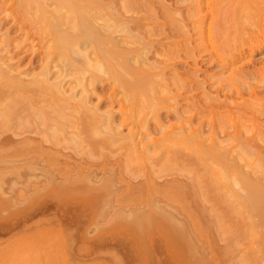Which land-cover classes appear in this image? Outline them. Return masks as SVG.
I'll list each match as a JSON object with an SVG mask.
<instances>
[{"label": "bare ground", "instance_id": "1", "mask_svg": "<svg viewBox=\"0 0 264 264\" xmlns=\"http://www.w3.org/2000/svg\"><path fill=\"white\" fill-rule=\"evenodd\" d=\"M202 1L203 0H195V2H197L196 4H197L198 11H193V12H196L195 15H198L199 18H201V19L199 20L198 18H195L198 20H195V19L192 20V18H191V20H190V17L187 16V13L189 12L188 8L191 5L186 6V4H185V6H180V4H178V0H0V163H2V165H5V164H8L9 162L11 164L16 162L15 159H17V158H12L13 155L16 154V150H20L17 157H20L21 161L23 159L24 162L28 159V164L26 162L25 166H27V165L29 166L32 163L31 165H32L34 171L36 169L35 166L36 167H37V165L41 166V164H39V162L45 163V161H49L51 159V157L53 158L52 154H55L54 157H56V155L57 156L63 155L62 158L65 157V160L67 159L66 158L67 155H68L67 156L68 159H69V157L75 159L76 154L80 153L78 150H77L78 153L75 154V151L73 149V153L75 154V156L73 157V154H71V155L69 153L66 154L67 148H65L66 152L65 151L63 152L64 148L60 149L61 145L58 147V144L60 142L56 143L57 140H60V141L65 140V139L68 140L69 135H71L72 139L75 138V143L77 141L76 139L79 137L78 138L79 141L82 140V142L83 141L86 142L85 146L91 145L93 148H96V151H97L98 146L101 148L102 147L103 148L104 147L109 148L110 145H112V146L114 145V147H117L118 143H119L120 144L118 146L119 150H120V148H125V152H127L126 153L127 157L125 156V158H127V160L129 159L128 162H130V161H131V163L136 162V164L138 163V165H139V163L141 165V162H142V164L143 163L147 164V161H146L147 159L149 161V158L150 157L152 158V155H153V157L154 156L157 157V155L158 154L160 155V153H161V155H160L161 159H160V157L157 158L158 168H159V164L162 165V166H160V168H161L164 166L167 167L171 163V165L175 164L174 166L178 167L177 171H179V169L181 172H182V170H185V171L187 170L186 172L189 173V169L186 167V164L188 166H191V165H192V167L194 166L195 170L197 169V167L199 165L202 164L201 167L204 165L203 170H205L207 172L206 173L203 172V175H204V173L205 174L209 173V181H210V176H211L212 186L214 188L213 189L214 192H216V191L218 192L219 190L221 191L220 192L221 200H222V198L225 197L224 200L226 202H227V200H228V202L230 201V204H232V206L230 205V208L232 209L234 205H233V202L231 203V199L237 196V199L238 198L240 199L241 205L245 206L246 209H249L248 210V211H250L249 214L250 213H252V214L256 213L257 215H260L261 219H259V220H262V217H263L262 221L264 224V196L262 195V194H264V193H262V186L263 185L259 186L258 185L259 182L258 183L253 182L252 181V179H254V178H252L253 176L251 177L252 179L251 178L248 179V177L250 175L248 172H247L248 174L246 173L247 169H244V167L240 164L242 161L244 162V160H245L246 165L249 167L250 161L253 162L252 156L253 157L257 156V155L254 156L253 151L258 152V155L260 154L261 157H262V154L264 156L263 144H262L263 147L261 148L260 145L256 144V142H255L256 140L254 141V137H252V135L251 136L248 135V133L250 132V128H251L249 124L251 122H253V125L255 126L254 123L259 120L260 116H257V114H256L257 117H255V114L253 115L251 113V109L250 110L248 109V105L249 104L251 105L252 101L254 102V100H252L250 97L248 99L247 96L245 98V95L243 93L244 91L243 92L241 91L242 89L239 87V84L237 83V80L240 81V79H239L240 77H238L237 76L238 74H236L235 77L237 76L238 79L237 78L234 79L235 77H233V76L235 73L233 75L231 74L233 69L230 72V74L232 75L233 78H231V76L228 75L227 77H225V79L223 78L224 80L222 79L223 82H221L222 81V80H220L221 78H219V76H217L218 81H220V83L216 86H215V84H212V82H210L211 78H209V76L212 74L210 65H212L213 62H216L219 64V66H222V68L227 66L226 64L229 63L228 60L224 59L222 57H225L227 55L228 51L226 52V49H225V55L224 54H222L223 56H221L220 54L218 55V52L216 53V51H218V50L214 46L215 43L213 44L214 41L212 40L213 41V42L211 41L212 43L209 42L211 44L210 46L212 47V48H210L211 50H209V52H210V57H208L209 59L207 57H206L207 59H205L204 55H202L204 49H206L205 51H208L207 46H205V48L203 49V46H204L203 42H202V44L196 43V41H195L196 39L194 37L195 34L193 33L194 29L196 27H199L200 28V30H199L200 34L203 35L202 32L204 30V25L207 24V22H206L207 20L205 21L206 17L205 16L200 17L201 16L200 14L202 12V10H201ZM247 1L239 2L237 5H235L236 7H234V5H232L230 3L232 6L229 7V10H231V12H233L232 9L235 11L239 10L241 12H244L245 10L249 11V9H250V11L254 12L255 9H256V11L259 9L258 12L259 11L261 12V8H262V11H264V6L261 7L264 3L262 1H264V0H262L261 1L262 3H260L262 5H260L257 2V0L256 1L254 0L253 3H252V1L251 2H247ZM188 2L191 3V1H188ZM227 2H229V1H227ZM224 3L222 5V0H220V2H218V5L220 6L219 11L225 12V10H226L228 12L229 10L226 9L228 7L227 3L226 4H224ZM233 4H234V2H233ZM211 5H213V4H211ZM256 5H258V7L260 6L261 8L260 7L258 8ZM194 6H195V4H194ZM217 8L218 7L216 6V9ZM252 9H254V10H252ZM190 10H192V9H190ZM216 11L212 12L213 18L217 17L216 15H217L218 11H217V13H216ZM215 13H216V15H215ZM218 14H220V13H218ZM229 14H231V13H229ZM229 14H226V15H229ZM195 15H194V17H196ZM202 15H203V13H202ZM224 15H225V13H224ZM226 15L224 17H222V15H221L222 18L221 17L219 18V16L217 17V18H219V24H217V25H219V27H218L219 29L221 28L220 30L222 31V34L224 35L225 42L228 43L227 38L232 33V27L233 28H238V27H234L235 24H233L232 22H231L232 24H230V23L227 24L229 21H228ZM236 15H237V13H236ZM177 16H180L181 18H179ZM255 16H256V13H255ZM230 18H229V20H230ZM211 20H212V18H211ZM251 20H252V18H251ZM230 21H232V20H230ZM250 21H248V22L252 23V21L251 22ZM173 23H175V25H173ZM245 25H246V22H244V28H245ZM175 27L180 28V32L182 31V33H183V36L181 35L182 38H180L181 40L180 41L178 40L179 43L176 44L177 46L174 45L175 48L173 47L172 44H171L172 46L171 45L169 46L170 41L165 40L167 42H165V41L163 42L161 39L150 38V36H152V35L157 37V35L160 34V36L163 35V37L170 40L176 36V32H175L176 30H174ZM252 27L253 26H251V28ZM209 31H210V29H209ZM241 31L243 33V30H241ZM180 32L178 33V36H179ZM245 32L246 31H244V33ZM218 33H219V31H218ZM212 34H213V32H212ZM222 34H221V36L223 37ZM233 34H234V32L232 33V35ZM262 34H264V33H262ZM214 35H213V37H214ZM238 35H241V32ZM244 35H246V34H244ZM247 35L249 36V34H247ZM154 36H152V37H154ZM199 37H201V36H199ZM238 38H241V37H238ZM183 39L186 42L185 44L187 47L185 49H187V50H186L185 54L183 52V57H182V54L180 53L181 48L179 49V46H180L179 44H181ZM226 39H227V41H226ZM234 39L236 40V37L233 38V40ZM244 39H246V38H244ZM253 39H254V37L251 39V41ZM218 40H219V38H218ZM241 40L239 41V43H241ZM248 40H249V37H248ZM207 41H209V40L207 39ZM229 41H230V38H229ZM236 41H238V40H236ZM262 41L260 43H262ZM166 43H168V48L167 47L165 48ZM205 43H206V41H205ZM220 43L222 44L221 41H220ZM220 43L218 42V45H220ZM244 43H245V41H244ZM249 43H251V42H249ZM252 43L253 44L249 45L251 50H253L252 48L255 47V42H252ZM158 44H160L161 46H164L165 51L163 50V47H161L162 51L164 52V55L160 54V53H163V52H161V49H159L160 50V52H159L158 49L156 48V46ZM241 44H240V47H241ZM15 45H16V48L14 47ZM218 45H217V47H218ZM236 45H238V44H236ZM227 46L228 45H226V47ZM220 47H221V45H220ZM222 47H223V45H222ZM231 47H232V45H231ZM185 49L182 48V50H185ZM223 49H224V47H223ZM230 49H229V52H230ZM222 50L220 48V51H222ZM232 50H233V47H232ZM205 51H204V54H205ZM3 52H4V55H3ZM246 52L247 51L243 46V48L241 47V49H238V52H237L238 57L234 54V52H233V56L234 57L236 56L235 59L237 58V60H238V59L243 58L245 56ZM1 53H2V55H1ZM18 53L20 54V56H18ZM158 55H163V56L167 57L170 60V62L167 63L169 60L166 59L168 61H165L166 63H164L162 61V59L158 58ZM176 55H178V56H176ZM17 56H18V58H17ZM178 58H179V62H183V64H184V66L182 68L176 67V64L179 63L177 60ZM14 59H16V63H18V64H19V62L21 64V61L28 59L29 65H30V66L29 65L28 66L32 69L29 70V68L25 67L26 70L24 72H22L23 69H20V70L18 69L19 71L16 72L15 67H17V64L14 62H11L10 64H8L9 63L8 61H10V60L13 61ZM226 60H227V62H226ZM232 60L235 61L233 58H232ZM232 60H231V63L233 62ZM6 61H7V63H5ZM36 61L38 63H40V65H41V69L39 67L40 70L36 69L38 72H35L36 67L33 66L34 65L33 63H35ZM207 62H209L210 64H207ZM223 63H225V64H223ZM25 65H27V64H25ZM19 67H20V65H19ZM14 68H15V70H14ZM238 68H240V67H238ZM33 70H35V71H33ZM235 70H236V68H235ZM240 70L242 71V69H240ZM30 71H31V76L28 77V73H30ZM32 71H33V75H32ZM169 72L171 73V76L168 75ZM251 72H252V70H251ZM53 74L57 75L55 77L56 79L54 78L53 81H50L49 77ZM239 74H240V72H239ZM173 76L176 78L174 79ZM99 80L101 81L102 87H99V84H98ZM176 80H177V82L175 85H177L178 88L175 89L173 86V83ZM224 81L226 82V84ZM243 81L241 80L240 82H243ZM67 82L68 83L70 82L69 86L71 87L70 88L71 92L67 91L68 93L66 92V89L64 88V85ZM215 83H216V80H215ZM242 85H244V84H242ZM103 86L106 88L108 87L109 88L108 91L103 92L102 90H100V88H102V89L104 88ZM231 88L234 91H232ZM257 88H258V86L256 87V93H257ZM77 89H80V91H81L80 96H78V94H76ZM177 89L179 92L177 91ZM262 90L263 89H261V94L262 93L264 94V92ZM235 91H237L238 93L235 94L234 93ZM245 91H246V89H245ZM164 92H166L167 95L172 94L169 97H167V96L164 97L165 101L168 103V104H166V108H167L166 113L164 116L163 115L160 116V114L159 115L155 114V115H157L156 117L154 116L156 119L155 123L153 122L154 124H151V123H149V121H150L149 118L147 119L145 117L151 110H153L151 112L156 111L159 113V111H157V107H159L161 100L158 103V101L160 99V98H158V96L161 97L160 96L161 93L163 94ZM190 92H192V94H191L192 96L187 95L188 93L190 94ZM248 92H249V89H248ZM121 93H123V96L120 97ZM253 93H255L254 90H253ZM258 93H259L258 94L259 96L256 94L257 98L261 97L260 92H258ZM250 95L253 96L252 91H251ZM190 96H191V98H190ZM248 96H249V94H248ZM125 97L128 99V102H129L128 104H126L124 101ZM182 97H184L185 99H186V97L190 98V102H188L187 100H186L187 102H184V103H187L189 105L187 108L186 107L184 108V105H182L183 103L182 104L178 103V100H180V98H181V100L183 99ZM172 98L177 99V100L174 99V101H176V102H174L176 106L174 104L172 105V103L169 102V101H172ZM189 98H188V100H189ZM256 102L252 103L253 107H254V105H256ZM103 104H107L106 105L107 107L106 108L104 107L105 109L103 108L104 110H101V107ZM160 105H162V103ZM182 108L187 109L188 112L186 114H183L184 111L182 112V110H181ZM255 109H257V108L255 107ZM258 111H263V107L259 108ZM117 113H118V115H117ZM254 113H256V112H254ZM258 115H259V113H258ZM262 115L263 114L261 113V116ZM257 118H258V120H257ZM261 118L262 119H260V120L263 121V123H264V117H261ZM257 124L261 126V123L260 124L257 123ZM253 125H251V126H253ZM126 126H127V128L129 126L131 129L128 128V129H130L128 131V134L127 133L122 134V131H120V129L126 128ZM140 126H143L144 128L143 127L141 128ZM139 128H141L140 130L142 132H140ZM244 128L245 129L248 128L247 129L248 133L244 132V131H246V130H244ZM138 130L140 133L138 132ZM143 130H145V131L143 132ZM251 130H252V128H251ZM253 132H254V128H253ZM256 132H257V130H256ZM139 134H140V137L138 139ZM249 134H251V133H249ZM80 138H81V140H80ZM72 139H71V142H72ZM79 141H77V143H76L77 145L79 144L78 143ZM69 146L74 147V145H69ZM76 148H75V150H76ZM78 148H80V147L78 146ZM22 149H25V150H23V152L25 151L23 154L21 151ZM82 149L84 150L83 146H82ZM83 150H81V151L83 152ZM112 150L113 151L117 150V148L113 149V147H112L111 152H112ZM119 150H118V153L121 152ZM183 150H185V153ZM99 151H100V148L97 151L98 154H100ZM181 151H183L186 158L189 155L188 159H184L185 157L184 158L182 157L184 154ZM186 151H188V152H186ZM249 151H250V155L248 157L249 160H247L248 154H246V152L249 153ZM251 151H252V154H251ZM34 152H35V155L33 154ZM93 152H94V149L91 151L92 157L89 154H86V157L90 156V160H91V158L93 159ZM84 154L85 153H83V155ZM26 155L28 157H30L31 155H33V156L30 159L28 157L26 159ZM83 155H81V157ZM115 155H117V152L115 153ZM192 155H194V157ZM21 157H22V159H21ZM242 157L244 159L241 161L240 159H242ZM245 157H246V159H245ZM11 159H12V162H11ZM88 159L89 158H86L85 160L87 161ZM115 159H114V161H115ZM158 159L161 160V161L159 160L160 163L158 162ZM183 159L185 160V162L183 161ZM69 160L71 162V159H69ZM82 160H84V159L81 158L79 160V155H78V160L76 157V161L81 162ZM239 160H240V162H239ZM76 161H74V163H76ZM107 161H108V159H107ZM121 161H123V158H121ZM121 161L119 159V162H118L119 164L117 166L121 165V163H122ZM154 161L156 162V159ZM177 161H180V163H178ZM181 161H182V163H181ZM91 162H92V160L89 162L90 165L92 164ZM109 162H110V160H109ZM125 162H126V159H125ZM258 162L259 161H257L256 167H258ZM97 163H99V162H97ZM50 164H52V161ZM78 164H77V166H78ZM93 164H94V161H93ZM176 164H177V166H176ZM196 164H198L197 167H195ZM22 165H24V163ZM42 165H43V163H42ZM54 165H56V163ZM90 165H88V166H90ZM122 165L119 168L120 169L122 168V171H124ZM238 165L240 167H238ZM260 165H261V163H260ZM10 166H12L13 171H14L15 166L14 167H13V165H10ZM46 166L48 167L49 165L46 164ZM57 166H58V164H57ZM68 166H70V165L68 164ZM117 166H115V167H117ZM126 166L128 167V164H126ZM126 166H125V169H126ZM132 166L133 165H131V169L133 168ZM16 167L21 168L22 166L20 165L18 167V165H16ZM16 167H15V171L17 170ZM44 167H45V164L42 166V168H44ZM72 167H74V166H72ZM72 167L70 166V168L67 169V165H66V168L64 167V169H62V173H61V166H60L59 167L60 171L58 170V172H60L61 174H59V176L63 175L65 177V179H67V175H68V178L70 177V179H71V178L77 176V175L73 176V174H76V173L78 174V172L79 171L81 172V169L83 168L81 166V168L79 170L76 167V170L72 169L74 171V173H73V171H69ZM84 167H86V165ZM103 167L105 168L106 164ZM112 167H114V166H112ZM141 167H143V166H141ZM154 167L157 168L156 165H154ZM241 167H242V170L240 169ZM1 168H2V166H1ZM12 168H11V170H12ZM134 168H136V166H134ZM158 168H157V170H158ZM52 169H54V168L51 167V169H48V171L52 170ZM87 169H88V167H87ZM136 169L138 170V166ZM173 169L175 170L176 168H173ZM243 169H244L243 173H245V175H249L248 177L247 176L245 177L244 174L240 173L243 171ZM261 169H262V166H261ZM2 170L3 169H1V171H0L1 175H2L1 172H3ZM19 170H17L18 173H19ZM22 170H23V167H22ZM33 170H32V172H33ZM36 170H40L39 167H37ZM63 170H64V172H63ZM95 170H93V172H95ZM110 170H112V169H110ZM161 170H162V168H161ZM174 170H173V173L176 172ZM191 170H192V168H191ZM255 170H257V169L255 168ZM13 171L12 172L9 171V172L13 173ZM85 171H84V173H85ZM163 171H165L164 168H163ZM180 171L177 173V174H180V176H177L176 173H175L174 177L171 174H170L171 176L167 175V176H170V178L172 180H170V178L169 179L165 178V180L162 178L163 179V181H162V179L158 178V181H157V179L151 178L152 176H150V174H149L150 170H149V172H147V174L149 175V177L147 178V179H149L148 181H146L145 179L144 180L146 182H144V180L138 181V179H137V181H138L137 185H136V183L135 184L132 183V185H134V187H137L136 190L138 189L140 191V189H141V192L144 191V187H145V193L146 192L148 194L151 193L149 195L150 198H151L152 194L156 195V197L163 194L161 196L165 197L166 199L162 198V200H164V199H165V201L167 200L166 201V203L168 202L167 205H171V206L175 205V207H177L178 204L183 199L185 200L186 196H184V193L187 195V197L189 196V194H188L189 188L186 189V190H188V192H186V190H185V192H180V190L182 191V188L180 189L179 187L182 185V183L185 184L184 180L188 179V178L185 179L186 174L184 173V171L182 172V177H183V173L185 174L184 179L183 178L179 179V177H181ZM4 172H5V170H4ZM42 172H45V171L42 170ZM50 172L53 173V176L55 175L54 178L56 177V175L58 177V173H54L53 170ZM50 172H49V174H47V173H43V174L50 176V174H51ZM55 172H57V170ZM70 172H71V174L72 173L73 174L71 175ZM105 172H106V170H105ZM25 173H26V171H25ZM29 173L31 174V172H29ZM29 173H28V176H29ZM65 173H66V175H65ZM84 173H83V175H84ZM198 173H200V174H198ZM89 174L90 173L85 174V175L89 176ZM118 174H119V171H118ZM138 174H140V173L138 172ZM141 174H143V173H141ZM195 174L198 175L197 177H199V175H200V178H201L202 170L200 172L195 173ZM18 175H20V174H18ZM41 175H42V173H41ZM85 175H84L83 180H85ZM111 176H110V178H111ZM157 176H158V174H157ZM189 176H190V174H189ZM11 177H13V176L11 175ZM21 177H22V175L20 176V178ZM36 177H38V175H36ZM42 177H43V175H42ZM79 177H80V175H79ZM197 177L195 179H197ZM49 178H52V175ZM54 178L51 179V183L54 182ZM107 178L108 177H106V179ZM124 178L126 179V176H124L122 179H124ZM143 178H145V177H143ZM22 179H23V177H22ZM39 179H41V177ZM89 179H91V178H89ZM95 179H97V178H95ZM130 179H132V178H130ZM159 179L162 182L161 181L159 182ZM181 179H182V183H180L181 184L180 185L178 182H180ZM195 179L193 176V181ZM9 180H10V178H9ZM47 180H48V178H47ZM52 180H53V182H52ZM73 180H70V184L69 185L67 184L68 186L66 184H65L66 186L64 185L65 189L66 188L69 189V187L71 186V188H70L71 192H72V190H74L72 188H77V187H75V185H74V187H72ZM78 180L79 179H77V181H75V183L78 182ZM103 180H105V179H103ZM150 180L153 181L154 184H155V180L157 182L155 185H152ZM188 180H187V182H189ZM200 180L201 179L196 180V182L198 183V181L200 182ZM255 180H256V178H255ZM31 181H32V179H31ZM124 181H130V180L128 179V180H124ZM190 181H191V179H190ZM209 181H207V179H206L205 182L208 183ZM32 182H34V180ZM108 182L111 183V182H113V180L110 181V179H109V181H107V183ZM44 183H45V181H44ZM65 183H66V180H65ZM177 183L180 186H178ZM79 184H80V182H79ZM191 184H193V183H191ZM37 185H38V183H37ZM128 185H129V183H128ZM189 185H190V182H189ZM201 185H202V183H201ZM57 186H59V185H57ZM60 186H61V191H64L65 189L62 190L63 189L62 185H60ZM89 186H90V182H89ZM197 186H199V184L195 185V187H197ZM233 186H234V189L236 186H239V188L242 190V192H243V190L246 189V191H244L245 195L243 194L242 199H241V196L239 195L241 193V190H239V188H237V187L234 190V189H232ZM102 187H103V185H102ZM102 187H100V189ZM104 187L106 188L105 185H104ZM164 187H167L168 189L166 188V190H165ZM202 187L204 188V186H202ZM199 188H200V186H199ZM199 188H197V191H201V189H199ZM59 189H60V187H59ZM110 189H112V188H110ZM134 189L135 188H133L132 190H134ZM178 189H180V190H178ZM206 189H208V187H206L205 190ZM222 189L223 190L228 189V190H226L227 194L225 196H223L224 193L222 195V192H225ZM237 189L240 191V193H239V191H236ZM53 190H54V187H53ZM77 190L81 194L80 190L79 189H77ZM77 190H75V192ZM126 190H128V189H126ZM57 191H58V188H57ZM66 191H68V190L66 189ZM89 191H90V189H89ZM202 191H203V189H202ZM83 192L84 191H82V194H83ZM192 192H191V194H192ZM217 192L214 193V195H212V200H213V198L215 199L216 195H218ZM125 193L126 192L122 193L123 196ZM193 193H195V192H193ZM80 194H78V195L80 196ZM84 194L82 196H84ZM87 194H89V193H87ZM91 194H92V191H91ZM91 194H89V196ZM206 194L208 196V192L205 193L204 196L203 195L202 196H203V199L205 197L206 202H207L208 200L206 198ZM182 195H183V197H182ZM198 195H200V192L198 193ZM68 196H69V194H68ZM73 196H72V199H74ZM75 196H77V195H75ZM82 196H80V197L82 198ZM110 196H112V195H110ZM135 196H136V194L134 193V197ZM137 196L139 198V194ZM194 196H197V194L196 195L194 194L193 197ZM121 197H122V195H121ZM193 197H192V199H193ZM65 198H67V197H65ZM65 198L61 197V199H63V201ZM69 198H71V197H69ZM210 198H211V196H210ZM123 199H124V197H123ZM147 199H148L147 201L149 203V198H147ZM189 199H190V197H189ZM199 199H200V197H199ZM234 199H232V200L235 203L236 200H234ZM68 201H70V200L68 199ZM131 201H132V198H131ZM192 201L193 200H191V203L193 204ZM215 201H216V199H215ZM78 202H80V201H78ZM125 202H127V199L125 200ZM138 202L141 203V201H138ZM217 202H215V204ZM222 202H221V204H222ZM131 203L134 204V202H131ZM142 203H144V202H142ZM163 203H165V202H163ZM238 203H237V205H238ZM46 204H49V203H46ZM89 204H90V201H89ZM127 204H129V203H127ZM187 204L188 203L186 202V205ZM138 205H139V203H137V207H138ZM145 205H148L147 202ZM159 205H162V204H158V206ZM181 205H182V203H181ZM181 205H179V208H181ZM189 205H190V202H189ZM91 206H92V204H91ZM124 206H126V205H124ZM201 206H202V203H201ZM226 206H227L226 208L229 209V203ZM60 207H61V205H60ZM132 207H136V206H132ZM159 207H161V206H159ZM166 207H167V209L169 208V210H170V207L165 205V208ZM183 207H185V205ZM206 207H208V206H206ZM85 208H87V206ZM151 208H153V207L151 206ZM210 208L208 210H210ZM220 208H222V207H220ZM234 208H235V210L238 211V209H239V211H240V208H238L236 206V204H235ZM143 209H144V207H143ZM214 209L215 208L213 206L212 210L215 211ZM227 209H225V210H227ZM233 209H232V211H233ZM127 210H128V208H127ZM147 210H148V206H147ZM149 210L151 211V209H149ZM159 210H162V209H159ZM171 210H173V209H171ZM180 210L183 211V209H180ZM155 211H157V210H154V212H151V213H156ZM174 211H175V209H174ZM186 211H187V209L185 210V212ZM204 211H205V209H204ZM129 212H130V208H129ZM145 212H147V215L150 216V214H148V211H145ZM145 212H144V214L139 212L140 216H142V217H143V215L145 216ZM217 212H219V211L217 210ZM221 212L223 213L224 210ZM164 214H166V213H164ZM178 214H176V215L178 216ZM187 214H188V212H187ZM245 214H246V211H245ZM222 215H224V214H221V216H219V214H217L219 219L222 218L221 221L223 220ZM225 215H226V213H225ZM140 216H139V219H142V217H140ZM155 216L153 217V215H151V218L153 217L155 219L156 218ZM160 216H161V214H160ZM25 217H27V216H24V218ZM133 217L134 216L132 215V218ZM164 217H166V216L162 215L160 217L164 221L163 224L166 223L165 221H167V223H170V225H172V226H175L177 224V223L175 224L176 220L174 222L173 218L170 221L169 217H166V219L169 218L167 220L164 219ZM31 218H32V216H31ZM185 218H186V216H185ZM229 218L231 219L234 217L230 215ZM145 219H147V217ZM142 220H139V222ZM162 220L160 221V223H162ZM126 221H128V220L126 219ZM145 221L146 220H144V222ZM150 221H151V219H150ZM150 221H149V223H150ZM155 221L157 222V219ZM231 221H232V219H231ZM231 221H229V222L231 223ZM236 221H238L237 218H236ZM251 221L253 222V224L256 225V223L252 220V218H251ZM139 222H138V224H140ZM226 222H227V220H226ZM146 223H148V219H147ZM234 223H235V221H233L232 225H234ZM196 224H197V221H196ZM210 224H211V226H214V224L213 225H212V223H210ZM220 224H221V222H220ZM222 224H224V223H222ZM250 224L251 223L249 222V225ZM257 224H259V222ZM260 224H262V223H260ZM159 225L160 224H158V226ZM167 225H169V224H167ZM167 225H166V227H167ZM187 225H185V226L187 227ZM192 225H193V223H192ZM232 225H230L231 227H229V228H232ZM235 226H236V224H235ZM235 226L233 227L234 229H236L237 227L242 228L241 225L236 226V228H235ZM250 226H253V225L251 224ZM189 227L190 226H188L187 229ZM159 228H160V226H159ZM192 228L195 229L196 227L192 226ZM222 228H223V230L225 229L224 227H222ZM256 228H257V226H256ZM217 229H218V227H217ZM220 229H221V226H220ZM252 229L254 232L255 228H252ZM167 230H169V229H167ZM175 230H176V227H175ZM189 230H190V228H189ZM139 231H140V229H139ZM231 231L232 230H229V233ZM217 232H219V229ZM227 232L228 231H226V234H227ZM176 233H177V231H176ZM138 234H139V232H138ZM231 234H232V232H231ZM178 235H179V233H178ZM185 235H186V231H185ZM220 235H222L221 231H220ZM248 235H250V234H248ZM173 237H174V235H173ZM141 238H142V236H141ZM175 238H176V236H175ZM190 240H192V239H190ZM142 241H143V238H142ZM191 242H193V240ZM186 244H187V242H186ZM263 252H264V250H263ZM184 254H185V252H184ZM253 256H255V255H253ZM188 257H190V255H188ZM252 262L254 263V261H252ZM244 264H246V262Z\"/></svg>", "mask_w": 264, "mask_h": 264}, {"label": "rangeland", "instance_id": "2", "mask_svg": "<svg viewBox=\"0 0 264 264\" xmlns=\"http://www.w3.org/2000/svg\"><path fill=\"white\" fill-rule=\"evenodd\" d=\"M180 1L178 0V4H180V6H185V4H186V6L191 5L188 8L189 12L187 13V16L190 17V20H191V18H192V20L195 18H198L199 20L201 19V18H199L198 15H195L196 12H193V11H198L197 4H196L197 2H195V0H180ZM188 1H191L192 4ZM217 1L220 2V0H217ZM217 1L216 0L215 1L214 0H211V1L210 0H203L202 1V3H201L202 12L200 14L201 15L200 17L205 16L206 17L205 21L207 20L206 21L207 24L204 25V30L202 32L203 35L200 34V31H199L200 28L199 27H196L194 29L193 33L195 34L194 35V37L196 39L195 41H196V43H201V44L203 42L204 43L203 49L205 48V46H207L208 51H205L206 49H204L205 54H204V51L202 54V55H204L205 59L210 57L209 50H211L210 48H212L210 46L211 45L210 43H212L213 41H214L213 44L215 43L214 46L218 50V51H216V53L218 52V55L219 54L221 56H223L222 54L225 55V49H226V52L228 51L227 55L225 57H222V58L227 59L230 64L229 63L226 64L227 66L224 65L225 67H223V68H222V66H219V64L216 62H213L212 65H210L211 66L210 67L211 73H212L209 76V78H211L210 82H212V84H215V86H216L220 83V81H218L217 76H219V78H221L220 80H222L223 78L225 79V77H227L228 75L231 76V78H233V77H235L236 74H238L237 76L240 77L239 78L240 81L244 80L243 81L244 83L240 82L239 80H237V83L239 84V87L242 89L241 91L242 92L244 91L243 93L245 95V98H246V96L248 99L250 97L252 100H254V102H256L258 100L256 102V105L253 104L254 107L252 106V103H254V102L253 101H252V103L250 102L251 105L250 104L248 105V109L249 110L251 109V113L253 115L255 114V117L260 116V118L258 117L260 120V119H262L261 117H264V94L263 93H262L263 95L261 94V89H263L262 91L264 92V38H263L264 34H262V33H264V11H262V8H261L264 6V3H263V5L260 3L264 2V1L257 0V2L260 5H262L261 7L259 6L261 8L262 13L260 11H259L260 13L258 12L259 9L257 11L255 9L254 12L250 11V9H249V11L245 10L244 12H241L239 10L235 11L233 9H232L233 12H231V10H229L230 6L234 5V7H236L235 5H237L239 2L247 1V0H238V1L237 0H234V1L233 0H222V5L224 2H225L224 4L227 3L228 7L226 6L227 7L226 9L230 11V12L229 11L227 12L225 10V12H222V11H219L220 6L218 5ZM227 1H229V2H227ZM232 1L234 2V4ZM251 1L253 3L254 0H248L247 2H251ZM194 4H195V6H194ZM209 4L210 5L213 4V5L210 6ZM215 5L218 7L217 9H216ZM258 5H256V6L258 7ZM190 9H192V10H190ZM215 9L220 14H218ZM252 10H254V9H252ZM213 11H216L217 15H216V13H215V15L217 17L219 16V18L221 17V15H222V17H224L226 14H229V13L232 14L233 13L232 15L231 14L226 15V17L229 21L227 24L233 23V24H235L234 27H238V28L232 27V33L234 32V34L232 35V33H231V35L227 38L228 43L225 42L224 35L222 34V31L220 30L221 28L220 29L218 28L219 25H217V24H219V18H217V17H216L217 19L213 18V13H212ZM202 13H203V15H202ZM224 13H225V15H224ZM236 13H237V15H236ZM255 13H256L257 17L255 16ZM194 15L196 17H194ZM177 17L181 18L180 16H177ZM211 18H212V20H211ZM229 18L232 21H230ZM251 18H252V20H251ZM198 19H195V20H198ZM250 20L252 21V23L248 22ZM244 22H246L245 28H244ZM173 25H175V23H173ZM251 26H253L254 28L253 27L251 28ZM209 29H210V31H209ZM174 30H176L175 31L176 36L170 40L163 37V35L160 36V34L157 35V37L152 35L154 37L150 36V38L161 39L163 42L165 40L170 41L171 43L169 42V46L172 44L173 47L175 48L174 45L179 43L178 40L179 41L181 40L180 38H182L183 33H182V31L180 32V28H178V27L177 28L175 27ZM217 30L219 31V33ZM241 30H243V33ZM239 31L241 32V35H238V34H240ZM244 31H246V32L244 33ZM179 32H180V34L178 36ZM212 32H213V34H212ZM221 34L223 35V37L221 36ZM244 34H246V35H244ZM247 34H249V36ZM213 35H214V37H213ZM199 36H201V37H199ZM235 37H236V40H238V41H236L235 39L233 40V38H235ZM238 37H241V38H238ZM248 37H249V40H248ZM253 37H254V39L251 41V39ZM206 38L209 41H207ZM218 38H219V40H218ZM229 38H230V41H229ZM244 38H246V39H244ZM227 39H226V41H227ZM240 40H241L242 44L239 43ZM243 40L245 41V43ZM167 41H165V42H167ZM205 41H206V43H205ZM217 41L219 43H220V41L222 42V44L220 43L221 47H220V45H218ZM261 41H262V43H260ZM249 42H251V43H249ZM252 42H255V47L253 46L255 49L252 48L253 50H251L249 47L250 44H253ZM185 43L186 42L183 39L181 44H179L180 45L179 49L181 48L180 53L182 54V57H183V52L185 54L186 50H187V49H185L187 47ZM166 44H165V48L166 47L168 48V43H166ZM236 44H238L239 46ZM240 44H241L242 48L244 46V48L246 49L247 52L243 58L237 60V58L235 59V57L236 56L238 57L237 52H238V49H241ZM217 45L219 48L217 47ZM222 45H223L224 49H223ZM226 45H228V46L226 47ZM231 45H232L234 51L232 50ZM14 47L16 48V45ZM161 47H163V50L165 51L164 46H161L160 44H158L156 46V48L158 49L159 52H160L159 49H161V52H163ZM182 48L185 50H182ZM220 48H221V50L222 49L223 50L220 51ZM229 49H230V52H229ZM233 52L236 55L235 57L233 56ZM160 54L164 55V52L160 53ZM1 55H2V53H1ZM3 55H4V52H3ZM163 55H158V58L162 59V61L164 63H166L165 61H168L169 59ZM18 56H20L19 53H18ZM18 56H17V58H18ZM176 56H178V55H176ZM232 58L235 61H233ZM166 59H168V60H166ZM14 60L8 61L9 62L8 64H10L11 62L16 63V59H14ZM177 60L179 62V58ZM227 60H226V62H227ZM231 60L233 61L232 63H231ZM7 61L5 63H7ZM169 62H170V60L167 63H169ZM16 64H17V67H15L16 70L14 68V70L16 72L19 71L20 69H23L22 72H24L26 70L25 67L29 68V70L32 69L29 67L30 65H29L28 59L21 61L22 65L20 64V62H19V64L18 63H16ZM25 64H27V65H25ZM33 64H34L33 66L36 67L35 70L41 69V65L37 61ZM207 64H210V63L207 62ZM223 64H225V63H223ZM19 65H20V67H19ZM183 66H184L183 62H179L178 64H176V67H178V68H180V67L182 68ZM39 67H40V69H39ZM238 67H240V68H238ZM235 68H236V70H235ZM232 69H233V71L231 72ZM240 69H242V71ZM35 70H33V71H35ZM37 70L35 72H38ZM251 70H252V72H251ZM33 71H32V75H33ZM230 72L232 75L235 73L233 77L230 74ZM239 72H240V74H239ZM168 75L171 76V73L169 72ZM30 76H31V71H30V73H28V77H30ZM56 76H57L56 74L51 75L49 77L50 78L49 80L53 81V79ZM237 76L234 79H236V78L238 79ZM175 78L176 77H174V79ZM215 80H216V83H215ZM223 80L221 82H223ZM98 82L97 83L99 84V87H102L101 81L99 80ZM176 82H177V80L174 81V83H173V86L175 89L178 88L177 85H175ZM226 82H225V84H226ZM69 83L67 82L64 85L66 92L67 91L71 92V89H70L71 87L69 86ZM242 84H244V85H242ZM257 86H258V88H257V93H256V87ZM104 88L103 89L100 88V90H102L103 92H106L109 89L108 87L107 88L104 87ZM245 89H246V91H245ZM248 89H249L250 93L248 92ZM231 90H232V88H231ZM253 90L255 91V93L257 95L259 94L258 92H260L261 97L257 98L256 94L253 93ZM76 91L78 92V93L76 92V94H78V96H80L81 95L80 89H77ZM177 91H178V89H177ZM232 91H234V90H232ZM251 91H252L253 96L250 95ZM234 93L236 94L238 92L235 91ZM191 94H192V92H190V94L188 93L187 95H191ZM248 94H249V96H248ZM171 95L172 94L167 95V93L164 92L163 94L161 93V95H160L161 97L163 96L162 97L163 99L158 96V98H160L158 103L161 100L160 104L162 103V105L159 104L160 108L157 107V111H159V113L156 111L151 112V111H153V110H151L146 115L145 118H147V119L149 118V120H150L149 123H151V124L155 123V120H156L155 117L157 116L155 114H158V115L160 114V116L165 115L166 109H167L166 104H168V103L165 101L164 97L165 96L169 97ZM121 96H123V93L120 94V97ZM191 96H190V98H191ZM182 98H183L182 100H181V98H180V100H178V103L179 104L183 103L182 105H184V108L185 107L187 108L189 105L187 103H184V102H187V101L190 102V98L188 97L189 100L187 97H186V99L184 97H182ZM174 99H176V98H172V101H169L170 103H172V105L173 104L175 105L174 102H176V101H174ZM124 101L126 104L129 103L128 99L126 97H125ZM106 105L107 104H103L101 107V110H104L107 107ZM255 107L258 110H259V108L263 107V111H258L257 109H255ZM181 110H182V112L184 111L183 114H186L188 112L187 109L182 108ZM253 111L256 113H254ZM258 113H259V115H258ZM261 113L263 114L262 116H261ZM256 114H257V116H256ZM117 115H118V113H117ZM258 118H257V120H258ZM259 120L254 123L255 126L253 125V122H251L252 124L249 122L250 123L249 125L252 128V130L250 128V132H249L251 134H249L247 132V129L249 127L246 129L244 128V130H246L244 132L248 133V135H250V136L252 135V137H254V141L256 140L255 141L256 144L260 145V147L262 148L264 146V123H263V121H261V120L259 121ZM257 123H259V124L261 123V126L258 125ZM251 125H253V126H251ZM140 127L142 128L143 126H140ZM128 128H130V127L128 126ZM128 128L126 126V128H123V129L121 128L122 130L120 129V131H122V134H125V133L128 134V131L131 129V128L130 129H128ZM141 128H139V130ZM253 128H254V132H253ZM139 130H138V132H139ZM256 130H257V132H256ZM144 131L145 130H143V132ZM140 132H142V131L140 130ZM139 137H140V134L138 136V139H139ZM78 138L76 139L77 141H79ZM81 138H80V140H81ZM71 139H72L71 135H69L68 140L67 139L61 140V141L57 140V142H56V143L60 142L58 144V147L61 145L60 149L64 148L63 152L64 151L66 152L65 148H67L66 154L67 153H69L70 155L73 154V157L75 156L76 153H78V151L80 152V153L76 154L75 159L69 157V159H71V162L67 157L68 155L66 156V158H67L66 159L67 161H66L65 157L62 158L63 155H61V156L56 155V157H54L55 154H52L53 158L51 157V159L49 161H45V163L42 162L43 165L45 164V167H44L45 169L42 168L43 165L41 162H39V164H41V166L37 165V167H39L40 170H36L37 167L35 166L36 169L34 168L35 169V171H34L32 165H31L32 163L29 166L28 165L25 166L26 162L28 164V159H27L28 156L26 155L27 160L25 162L23 161V159H22L23 156H22L21 157L22 161H21L20 157H17L20 150H16V154L13 155V157H12V158H17V159H15L16 162H14L13 164H11L9 162L8 164H5V165H2V163H0V171H1V169H3L2 170L3 172H1L2 175L0 174V264H244L245 262H246V264H264V255H263L264 254V252H263V250H264V228H263L264 224L262 221L263 217H262V220H259V219H261L260 215H257L256 213H254V214L250 213L249 214V212H250V211H248L249 209H246L245 206L241 205L240 199L239 198L237 199V196L234 197L235 199L231 197L232 199L236 200V202L234 203V201L231 199V203L233 202L234 206L236 204V206L238 208H240V211H239V209H238V211L235 210V208L233 206L234 209L233 208L232 209H233V211L235 210L233 212L232 209L230 208V205L232 206V204H230V201L228 202V200H227V202H226L224 200L225 197L222 198V200H221V198H220V192L221 191L220 190L218 192L216 191L218 193V195L215 194L216 195V197H215L216 201L214 198L212 200V195H214V193H216V192H214V190H213L214 188L212 186L211 176H210V181H209V173L205 174L207 171L203 170L204 165L201 167V165H202L201 164L198 166L199 167L198 168L197 167L198 164H196L195 165V167H197V169H196L197 171H196L194 166L192 167L191 164H190L191 166H188L186 164V167L189 169V173L186 172L187 170L186 171L182 170V172L184 171V173L186 174V177H185L184 173H183V177H182V172L179 169V171L181 173V177H179V179L180 178L184 179V177H185V179L188 178L189 180L188 179L187 180L190 182V185H189V182H187V180H184L185 184H183L182 179H181V181L178 183L179 184L182 183V185L180 184L181 185L180 186L178 183H177V185L180 186L179 187L180 189L182 188V191L180 189H178V190H180V192H185V190L189 188L188 190L190 193L188 192V190H186V192H188V194H189V196L187 197V195L184 193V196H186L185 197L186 201L183 199L178 204V206L175 207V205H173V206L167 205L168 202L166 203V201H167V200L165 201L166 198L161 196L163 194H161L157 197H156V195L152 194V196L150 198L149 195L151 193L148 194L146 192L147 193L146 194L145 193V187H144V191H143L144 193H143V192H141V189H140V191L138 189L136 190L137 187H134V185H132V183L133 184L136 183V185H137V182L140 180L143 181L145 179L146 181H148L149 179H147V178L149 177V175L147 174V172H149V170H150L149 174H150V176H152L151 178L157 179V181H158V178H160V179L163 178L165 180V178L169 179L171 175L174 177L175 173L177 176H180V174H177L179 171H177L178 167L174 166L175 164L171 165V163H170L171 166L169 165L167 167L166 166L161 167L162 170L160 168V166H162V165L159 164V168H158L157 158L160 157L161 153H160V155L156 154L157 157L154 156L155 158L152 155V158L150 157L149 161H148V159L146 160L147 164H145V163L142 164V162H141V165H140V163L138 165V163L136 164V162H132V163H131V161L128 162L129 159L127 160V158H125V156L127 155L126 154L127 152H125V148H120V150H119V147H118L120 145L119 143H118L117 147H114V145L113 146L110 145V147L108 148L106 146L109 150L105 147L101 148L98 146L100 148V151H99L100 154H98V152H97L99 150L98 147H97V151H96V148H93L91 145L85 146V144H86L85 141L82 142V140H81L78 142L79 144L77 145L76 144L77 141L75 143V138L72 139V142H71ZM262 144H263V146H262ZM69 145H74V147L69 146ZM78 146L80 148H78ZM82 146H83L84 150L82 149ZM111 146L113 147V149L117 148V150H114V151L112 150L113 153L111 152V148H112ZM75 148H76V150H75ZM73 149L75 151V154L73 153ZM80 149L83 150V152ZM93 149H94L93 159L91 158L92 164L90 165V163H89L91 161L90 156L92 157L91 151ZM23 150H25V149L21 150L22 154L25 152V151L23 152ZM118 150L121 151L124 155L121 152L118 153ZM183 151L185 153V150H183ZM183 151H181V152L183 153ZM116 152H117V155H115ZM186 152H188V151H186ZM253 152H254V156L255 155H257V156L253 157L251 155L253 158V162L250 161L249 167L246 165L245 160H244V162L242 161L244 159L243 157H242V159H240L242 161L240 164L244 167V169H247L246 173L248 172L250 176L245 175V173H243L244 169L240 173L244 174L245 177L249 176L248 179L253 176L252 178H254V179L251 178L252 181L256 182V183L259 182V184H258L259 186L263 185L262 186V193H264V156L262 154V157H261L260 154L258 155V152H255V151H253ZM83 153H85V154L83 155ZM33 154L35 155V152ZM86 154H89L90 156L86 157ZM246 154H248L247 160H249L248 157L250 155V151H249V153L246 152ZM251 154H252V151H251ZM78 155H79V160L81 158L84 159L81 161L82 163L76 161V157L78 160ZM81 155H83V156L81 157ZM32 156L33 155H31L28 158L30 159ZM192 156L194 157V155H192ZM182 157L184 158L185 154ZM188 157H189V155L187 156V158L185 157L184 159H188ZM86 158H89V159L86 161L85 160ZM121 158H123V161H121ZM107 159H108V161H107ZM114 159H115V161H114ZM119 159L122 162L121 165L123 164L122 167H123L124 171H122V168L121 169L119 168V167H121V165L117 166L119 164L118 163ZM125 159H126V162H125ZM155 159H156V162L154 161ZM160 159H161V157H160ZM160 159H158L159 163L161 161ZM184 159H183V161L185 162ZM245 159H246V157H245ZM109 160H110V162H109ZM240 160H239V162H240ZM51 161H52V164H50ZM74 161H76L77 164L79 163L78 166L76 163H74ZM93 161H94V164H93ZM257 161H259L258 167H256ZM11 162H12V159H11ZM97 162H99V163H97ZM177 162L180 163V161H177ZM23 163H24V165H22ZM55 163H56V165H54ZM181 163H182V161H181ZM260 163H261V165H260ZM9 164L13 165V167L14 166L16 167V165H18V167H19L21 165L23 167V170H22V167L21 168L16 167L17 170L20 169L19 173H18L17 170L15 171V167H14V171H13L12 166H10ZM46 164L49 166L47 167ZM57 164H58V166H57ZM68 164L71 167L74 166L69 171H73L72 169L76 170V167L80 170V168L82 166L83 167L81 169L82 173L79 171L78 174L77 173L73 174L74 173V171H73V173H72L73 176L77 175L76 176L77 178L73 177L71 179H70V177L68 178V175H67V179H65V177L63 175H62L63 177L59 176V174L62 173V169H64V167L66 168V165H67V169L70 168V166H68ZM87 164L90 166H88ZM105 164H106V167H105L106 169L103 167ZM126 164H128V167L129 166L130 167L128 168L126 166ZM130 164L133 165L132 169H131ZM85 165H86V167H84ZM154 165H156L158 170H157V168L154 167ZM1 166H2V168H1ZM60 166H61V173L58 172V170L60 171V168H59ZM112 166H114V167H112ZM115 166H117V167H115ZM125 166H126V169H125ZM134 166H136V168L138 166V170L136 168H134ZM141 166H143L144 168ZM176 166H177V164H176ZM261 166H262V169H261ZM51 167L55 169V170L52 169L54 173H58V177L56 175V177L54 178L55 175L53 176V173L50 172L52 170L48 171V169H51ZM87 167H88V169H87ZM172 167L176 168V169L174 170ZM238 167H240V166L238 165ZM11 168H12V170H11ZM163 168L165 169V171H163ZM191 168H192V170H191ZM255 168L258 171L255 170ZM110 169H112V170H110ZM240 169L242 170V167ZM4 170H5V172H4ZM32 170H33V172H32ZM42 170L45 172H42ZM56 170H57V172H55ZM93 170H95V172H93ZM105 170H106V172H105ZM173 170L176 172L173 173ZM201 170H202V174H201V178H200V175H199V177H197L198 175H196L195 173L200 172ZM9 171H11V172L13 171V173H11ZM25 171H26V173H25ZM84 171H85V173H84ZM118 171H119V174H118ZM29 172H31V174ZM49 172L51 173L50 176L52 175V178H54V182L52 180L53 183H51L52 178H49L50 176L43 174V173L49 174ZM63 172H64V170H63ZM138 172L140 174H138ZM203 172H205L204 173L205 176L203 175ZM28 173H29V176H28ZM32 173L33 174L35 173V174L33 175ZM41 173H42L43 177H42ZM83 173H84V175L90 173L89 176L85 175V180H83V178H84ZM141 173H143V174H141ZM18 174H20V175H18ZM70 174H71V172H70ZM157 174H158V176H157ZM189 174H190V176H189ZM198 174H200V173H198ZM11 175L13 177H11ZM21 175H22L23 179H22V177L20 178ZM36 175H38V177H36ZM65 175H66V173H65ZM79 175H80V177H79ZM167 175H170V176H167ZM110 176H111V178H110ZM124 176H126V179L125 178L122 179ZM193 176H194V179L197 177V179L194 180L195 182L193 181ZM8 177L10 178V180ZM40 177H41V179H39ZM106 177H108V178L106 179ZM143 177H145V178H143ZM47 178H48V180H47ZM63 178L66 180V183H65V180ZM89 178H91V179H89ZM95 178H97V179H95ZM130 178H132L133 180ZM255 178H256V180H255ZM31 179H32V181L34 180V182H32ZM77 179H79L80 181L78 180V182L75 183V181H77ZM103 179H105V180H103ZM109 179H110V181L113 180V182H111V183L108 182L109 183L108 184L107 181H109ZM128 179L130 181H124V180H128ZM137 179H138V181H137ZM160 179H159V182L161 181ZM163 179H162V181H163ZM190 179H191V181H190ZM199 179H201V180H200V182L198 181V183H197L196 180H199ZM206 179H207V181H209L208 182L209 184L207 182H205ZM70 180H73V182H74V183L72 182V187H74V185H75V187H77V188H72V189H74V190H72V192L70 190L71 186L69 187V189L66 188L68 191H66V189L64 188L67 184L68 185L70 184ZM145 180H144V182H146ZM170 180H172V179L170 178ZM44 181H45V183H44ZM157 181L155 180V184ZM79 182H80V184H79ZM89 182H90V186H89ZM150 182L152 185H155L153 183V181L150 180ZM37 183H38V185H37ZM128 183H129V185H128ZM191 183H193V184H191ZM201 183H202V185H201ZM196 184L197 185L199 184L200 188H199V186L195 187ZM57 185H59V186H57ZM60 185H62V188H63L62 190L65 189L64 191H61ZM102 185H103V187L105 185L106 188L105 187L103 188ZM109 185L110 186L112 185V186L110 187ZM99 186L102 188L100 189ZM202 186H204V188ZM53 187H54V190H53ZM59 187H60V189H59ZM206 187H208L209 190L208 189L205 190ZM236 187L239 188V186H236ZM236 187H235V189H236ZM57 188H58V191H57ZM110 188H112V189H110ZM133 188H135L134 189L135 191L132 190ZM166 188L167 187H164L165 190H166ZM197 188L201 189V191H197ZM77 189L80 190L81 194L79 193V191ZM89 189H90V191H89ZM126 189H128V190H126ZM202 189H203V191H202ZM232 189H234V186ZM75 190H77V191L75 192ZM226 190H228V189H226ZM226 190H223L226 192V193L222 192V195L224 193L223 196H225L227 194ZM239 190H241V189L239 188ZM239 190L237 189L236 191H239ZM82 191H84L83 194L85 193L84 196H82L83 195ZM91 191H92V194H91ZM192 191L195 193H193ZM244 191H246V189L243 190V192L241 190V193L239 191V193H240L239 195L241 196V199L243 198V194L245 193ZM124 192H126L125 193L126 195L124 194V196H123L122 193H124ZM191 192H192V194H191ZM199 192H200V195H198ZM207 192H208V196L206 194V198L208 201L206 202V199H205V197L203 199V196ZM87 193H89L91 195L89 196V194H87ZM134 193L136 194L135 197H134ZM68 194H69V196H68ZM78 194H80V196H82V198ZM138 194H139V198L137 196ZM194 194L195 195L197 194V196L193 197ZM75 195H77V196H75ZM110 195H112V196H110ZM121 195H122V197H121ZM262 195L264 196V194H262ZM72 196L74 197V199H72ZM210 196H211V198H210ZM61 197L62 198L67 197V198H65L63 201V199H61ZM69 197H71V198H69ZM123 197H124V199H123ZM182 197H183V195H182ZM189 197H190V199H189ZM192 197H193V199H192ZM199 197H200V199H199ZM131 198H132V201H131ZM147 198H149V203L147 201L148 200ZM162 198H165V199L162 200ZM68 199L70 201H68ZM126 199H127V202H125ZM88 200L90 201V204H89ZM191 200H193L192 201L193 204L191 203ZM78 201H80V202H78ZM138 201H141V203ZM158 201L159 202L161 201V202L159 203ZM131 202H134V204H132ZM142 202H144V203H142ZM146 202L148 205H145ZM163 202H165V203H163ZM186 202L188 203L187 205H186ZM189 202H190V205H189ZM215 202H217V203L215 204ZM221 202H222V204H221ZM46 203H49V204H46ZM127 203H129V204H127ZM137 203H139V205H138L139 208L137 207ZM181 203H182V205H181ZM201 203H202V206H201ZM228 203H229V209L230 210L226 208L227 207L226 205H228ZM237 203H238V205L239 204L240 205L238 206ZM91 204H92V206H91ZM158 204H162V205H159L161 207H159ZM60 205H61V207H60ZM124 205H126V206H124ZM165 205L170 207V210H169V208L167 209V207L165 208ZM179 205H181V208H179ZM184 205H185V207H183ZM86 206H87V208H85ZM132 206H136V207H132ZM147 206H148V210H147ZM151 206L153 208H151ZM206 206H208V207H206ZM213 206L215 208L214 209L215 211L212 210ZM143 207H144V209H143ZM220 207H222V208H220ZM127 208H128V210H127ZM129 208H130L131 213L129 212ZM158 208L162 209V210H159ZM209 208H210V210H208ZM149 209H151V211ZM171 209H173V210H171ZM174 209H175V211H174ZM180 209H183V211ZM186 209H187V211L185 212ZM204 209L206 212L204 211ZM225 209H227V210H225ZM154 210H157V211H155L156 213H151V212H154ZM217 210L219 212H217ZM223 210H224V212L222 213L221 211H223ZM145 211H148V214H150V216H148L147 212H145ZM245 211H246V214H245ZM139 212L143 213V214L145 212V216L144 215H143V217L140 216ZM187 212H188V214H187ZM164 213H166L167 215ZM225 213H226V215H225ZM160 214H161V216L163 215V216L169 217L170 219L169 218H167V219H169L170 221L173 218L174 222L176 220L175 224L176 223L177 224L176 225L174 224L175 226H172V225H170V223H167V221H165L166 223L163 224L164 221L160 218L161 217ZM174 214L175 215L178 214V216L177 215L175 216ZM217 214H219V216H221V214H224V215H222V217H223L222 221H221L222 218L219 219ZM132 215L135 218L134 217L132 218ZM151 215H153V217L155 216L156 218L155 219L153 217L151 218ZM230 215L234 217V218H231L232 221L229 218ZM24 216H27V217L24 218ZM31 216H32V218H31ZM139 216L142 217L143 220L139 219ZM185 216H186V218H185ZM146 217L148 219V223H146L147 222V219H145ZM166 217H164V219H166ZM236 218L238 219V221H236ZM251 218L256 223V225L253 224V222L251 221ZM126 219L128 221H126ZM150 219H151V221H150ZM156 219H157V222L155 221ZM139 220H142V221L139 222ZM144 220H146V221L144 222ZM161 220H162V223H160ZM226 220H227V222H226ZM149 221H150V223H149ZM196 221H197V224H196ZM229 221H231V223ZM233 221H235L234 225H232ZM138 222L140 224H138ZM220 222H221V224L222 223H224V224L221 225ZM249 222L253 226H250L251 224L249 225ZM258 222H259V224H257ZM192 223H193V225H192ZM210 223H212V225L214 224L215 227L211 226ZM260 223H262V224H260ZM158 224H160L159 225L160 228H159ZM167 224H169V225H167ZM184 224L187 225V227L190 226L189 227L190 230H189V228L187 229V227ZM235 224H236V226L241 225L242 228H239V227L236 228ZM166 225H167V227H166ZM230 225H232V228H229V227H231ZM192 226L196 227V228L194 229V228H192ZM220 226H221V229H220ZM234 226L236 229L233 228ZM256 226H257V228H256ZM175 227H176V230H175ZM217 227L219 229V232H217L218 231ZM222 227H224L225 229L223 230ZM251 227L255 228L254 232H253V229ZM139 229H140V231H139ZM167 229H169V230H167ZM225 230L228 231L227 232L228 235L226 234ZM229 230H232L231 231L232 234H231V232L229 233ZM176 231H177V233H176ZM185 231H186V235H185ZM220 231H221L222 235H220ZM138 232H139V234H138ZM178 233H179V235H178ZM248 234H250V235H248ZM173 235H174V237H173ZM141 236L143 238V241H142ZM175 236H176V238H175ZM190 239H192L193 242L194 241L195 242L194 243L191 242L192 240H190ZM186 242H187V244H186ZM184 252H185V254H184ZM188 255H190V257H188ZM253 255H255V256H253ZM252 261H254V263Z\"/></svg>", "mask_w": 264, "mask_h": 264}]
</instances>
